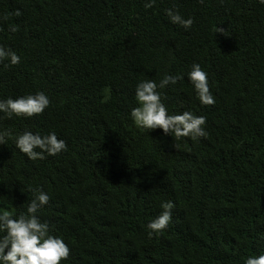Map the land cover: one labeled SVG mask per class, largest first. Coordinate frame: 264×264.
Wrapping results in <instances>:
<instances>
[{
	"label": "trees",
	"instance_id": "1",
	"mask_svg": "<svg viewBox=\"0 0 264 264\" xmlns=\"http://www.w3.org/2000/svg\"><path fill=\"white\" fill-rule=\"evenodd\" d=\"M0 0V99L44 91L39 116L0 119V208L24 211L40 188L39 212L62 236L60 264H243L264 253V5L256 0ZM193 24L169 23L173 8ZM9 25L16 31L10 32ZM221 28L223 31L217 32ZM195 62L215 103L200 105L186 78ZM164 74L170 114L206 120L194 142L140 131L129 119L135 85ZM54 131L67 150L31 161L18 133ZM161 201L168 227L148 238Z\"/></svg>",
	"mask_w": 264,
	"mask_h": 264
},
{
	"label": "clouds",
	"instance_id": "2",
	"mask_svg": "<svg viewBox=\"0 0 264 264\" xmlns=\"http://www.w3.org/2000/svg\"><path fill=\"white\" fill-rule=\"evenodd\" d=\"M156 0H145L143 7L150 9ZM203 2V0H200ZM264 5V0H256ZM169 23L178 25L184 30L191 28V16L184 18L176 9H165ZM20 10L0 15V20H7L9 15L19 16ZM10 32L16 27L9 25ZM223 31L219 28L217 32ZM20 56L10 48L0 45V62L4 67L15 66L20 63ZM186 78L192 86V91L200 105L210 106L215 103L209 89L207 73L198 63L193 62L186 72ZM180 74H164L159 81L151 79L140 80L134 89L135 106L129 110L128 116L133 126L140 131L159 128L164 135L180 140L189 138L196 142L206 138L208 133L203 115H194L191 111L170 114L163 100V89L175 85L183 79ZM50 105V99L44 91H36L15 98L9 96L0 99V119L31 118L39 116ZM7 132H0V144L4 143ZM15 148L26 156L28 160H43L45 156H56L67 150L63 139H58L54 131L47 134L34 133L24 130L14 139ZM33 195L24 211L18 214L0 208V264H60L69 257V247L62 236L50 232L47 221L39 216L40 209L49 201L47 192L40 188L29 189ZM161 211L154 219L146 224V235L161 234L169 225L172 218L174 204L171 201H161ZM243 264H264V253L248 255L243 258Z\"/></svg>",
	"mask_w": 264,
	"mask_h": 264
}]
</instances>
